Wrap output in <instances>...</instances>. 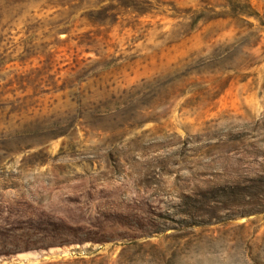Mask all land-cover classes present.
<instances>
[{
    "label": "rangeland",
    "instance_id": "obj_1",
    "mask_svg": "<svg viewBox=\"0 0 264 264\" xmlns=\"http://www.w3.org/2000/svg\"><path fill=\"white\" fill-rule=\"evenodd\" d=\"M0 264H264V0H0Z\"/></svg>",
    "mask_w": 264,
    "mask_h": 264
}]
</instances>
